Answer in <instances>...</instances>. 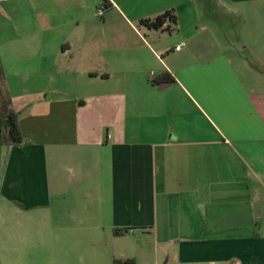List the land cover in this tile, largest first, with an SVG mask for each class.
<instances>
[{"label": "crops", "instance_id": "1", "mask_svg": "<svg viewBox=\"0 0 264 264\" xmlns=\"http://www.w3.org/2000/svg\"><path fill=\"white\" fill-rule=\"evenodd\" d=\"M216 7L0 0V264H264V0Z\"/></svg>", "mask_w": 264, "mask_h": 264}, {"label": "trees", "instance_id": "2", "mask_svg": "<svg viewBox=\"0 0 264 264\" xmlns=\"http://www.w3.org/2000/svg\"><path fill=\"white\" fill-rule=\"evenodd\" d=\"M107 7V2L105 1L104 8ZM168 22L176 23V18L169 12L157 17L153 21H143L142 24L150 28L161 29ZM166 79L173 81L171 75L166 73L155 79L153 83L159 84L160 81ZM20 114L21 112L17 111L12 106L11 96L6 86L5 72L0 62V119L2 120V128L0 130V148L10 145H20L27 142L20 130ZM127 232V230H116L115 234L120 236ZM114 264H137V262L135 259L115 260Z\"/></svg>", "mask_w": 264, "mask_h": 264}, {"label": "rangeland", "instance_id": "3", "mask_svg": "<svg viewBox=\"0 0 264 264\" xmlns=\"http://www.w3.org/2000/svg\"><path fill=\"white\" fill-rule=\"evenodd\" d=\"M198 2H200L201 4H202V2H203V0H197ZM207 1V7H208V9H207V12H208V15H206V13H205V16L207 17V22L208 23H210L211 22V24L213 25L214 23H215V21H214V19H213V17L214 18H217V13H218V9H217V0H206ZM205 11V10H204ZM219 15V14H218ZM221 25V27L222 28H224L225 30H226V27H227V24L226 23H221L220 24ZM231 31V30H230ZM229 37V36H228ZM229 39H230V41L234 44V42H233V40L231 39V37H229ZM178 253H176V250H172V251H170V253H169V255H171L172 257H174L175 255H177ZM160 256H161V259H163V258H167L168 257V255H166V253H165V251L164 252H162L161 254H160Z\"/></svg>", "mask_w": 264, "mask_h": 264}, {"label": "built area", "instance_id": "4", "mask_svg": "<svg viewBox=\"0 0 264 264\" xmlns=\"http://www.w3.org/2000/svg\"><path fill=\"white\" fill-rule=\"evenodd\" d=\"M104 7H102V8H100L99 10H98V12H99V14L101 15L103 12H104ZM186 45V43H182V44H180L178 47H176V50L177 51H180L181 49H182V47L183 46H185Z\"/></svg>", "mask_w": 264, "mask_h": 264}]
</instances>
